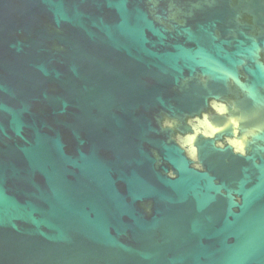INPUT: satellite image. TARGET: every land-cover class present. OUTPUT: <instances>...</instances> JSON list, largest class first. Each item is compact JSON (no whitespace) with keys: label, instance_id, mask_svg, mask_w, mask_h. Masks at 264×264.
Segmentation results:
<instances>
[{"label":"water","instance_id":"obj_1","mask_svg":"<svg viewBox=\"0 0 264 264\" xmlns=\"http://www.w3.org/2000/svg\"><path fill=\"white\" fill-rule=\"evenodd\" d=\"M0 264H264V0H0Z\"/></svg>","mask_w":264,"mask_h":264}]
</instances>
